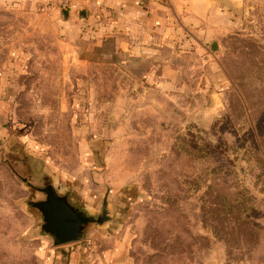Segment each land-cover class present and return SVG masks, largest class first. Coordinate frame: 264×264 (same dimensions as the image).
I'll list each match as a JSON object with an SVG mask.
<instances>
[{
	"label": "rangeland",
	"instance_id": "1",
	"mask_svg": "<svg viewBox=\"0 0 264 264\" xmlns=\"http://www.w3.org/2000/svg\"><path fill=\"white\" fill-rule=\"evenodd\" d=\"M207 2L0 0V264H264V0ZM20 177L113 220L56 247Z\"/></svg>",
	"mask_w": 264,
	"mask_h": 264
},
{
	"label": "water",
	"instance_id": "2",
	"mask_svg": "<svg viewBox=\"0 0 264 264\" xmlns=\"http://www.w3.org/2000/svg\"><path fill=\"white\" fill-rule=\"evenodd\" d=\"M20 178L44 196L41 200L29 201L27 205L41 213L42 233L49 235L56 247L80 242L93 225L102 227L113 220L108 197L103 202L102 212L94 216L74 204L67 195L60 194L52 184L37 187L28 183L26 178Z\"/></svg>",
	"mask_w": 264,
	"mask_h": 264
},
{
	"label": "crops",
	"instance_id": "3",
	"mask_svg": "<svg viewBox=\"0 0 264 264\" xmlns=\"http://www.w3.org/2000/svg\"><path fill=\"white\" fill-rule=\"evenodd\" d=\"M9 2H17L23 0H7ZM169 3L173 6L175 11L184 13L186 21L190 25L203 24V19H206L209 16L210 8L208 6L207 0H200L201 3L198 6H195L196 0H168Z\"/></svg>",
	"mask_w": 264,
	"mask_h": 264
},
{
	"label": "trees",
	"instance_id": "4",
	"mask_svg": "<svg viewBox=\"0 0 264 264\" xmlns=\"http://www.w3.org/2000/svg\"><path fill=\"white\" fill-rule=\"evenodd\" d=\"M248 46L250 47V48H255V49H257V50H263V52H264V48L263 47H260L259 45H258V43L257 42H255L254 41V39H251L250 40V42H248ZM260 62V61H259ZM257 63H258V60H257ZM261 63V62H260Z\"/></svg>",
	"mask_w": 264,
	"mask_h": 264
}]
</instances>
